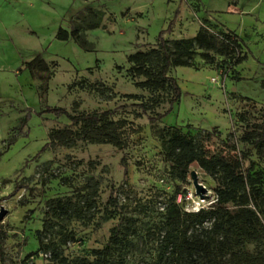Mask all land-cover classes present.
<instances>
[{
  "label": "rangeland",
  "instance_id": "1",
  "mask_svg": "<svg viewBox=\"0 0 264 264\" xmlns=\"http://www.w3.org/2000/svg\"><path fill=\"white\" fill-rule=\"evenodd\" d=\"M203 21L210 32L236 34L246 59L225 72L218 55L172 68L179 101L153 124L145 114L136 116L141 102L154 101L150 115L164 112L169 94L138 87L145 78L128 73L127 57L154 47L160 34L191 38ZM73 27L83 48L55 39L59 28ZM37 55L51 72L46 91L24 67ZM46 107L71 115L109 110L113 120L126 121L118 131L125 146L79 138L52 142V131L78 126ZM263 109L264 0H0V228L7 234L0 264H23L38 247V230L71 264L92 261V250L108 244L114 227L121 232L123 264H185L180 249L164 241L165 214L206 209L227 183L196 163L178 179L162 160L155 129L173 125L211 154L242 158L244 169L251 165V174H262L264 191V154L243 139L247 125L264 120ZM241 189L219 205L236 210ZM56 198L71 199L76 210L53 212L49 200ZM249 207L259 209L253 201ZM212 221L182 217L173 229L176 244L192 235L214 241ZM254 246L248 243L247 251ZM48 257L39 252L24 264H47Z\"/></svg>",
  "mask_w": 264,
  "mask_h": 264
},
{
  "label": "trees",
  "instance_id": "2",
  "mask_svg": "<svg viewBox=\"0 0 264 264\" xmlns=\"http://www.w3.org/2000/svg\"><path fill=\"white\" fill-rule=\"evenodd\" d=\"M205 24L206 21H203L202 26L191 38L168 40L160 34L156 38L154 47L147 51H138L127 57L126 61L130 64L128 73L131 76L145 78L136 83L138 87L151 92L164 91L169 94V107L164 112L150 115L148 113L151 111L154 101L141 102L135 104L140 108V112L136 113V116L140 117L145 114L153 124L169 112L174 103L179 101L181 89L176 78L170 74L172 68L191 67L192 60L196 56L206 62H212V55H218L223 59L217 64L220 68L223 67V72H225L227 68L246 59V55L242 54V42L236 34L223 31L213 33L208 28H204ZM55 39L61 42L72 40L79 47L83 48L84 46L80 32L75 27L70 31L59 28ZM24 67L28 70L31 78L43 81L41 89L46 91V84L51 76L46 61L37 55L26 61ZM223 72L220 73L221 78L224 76ZM128 97L135 98L134 95H128ZM45 110L56 116L65 115L78 126L75 131L63 129L52 131L50 133L52 142L56 139L66 142L79 138L91 142H107L118 148L125 146L118 131L126 125V121L124 119L113 120L109 110L76 115L69 114L62 107H46ZM262 114L264 117V109ZM154 133L162 148V160L178 179L183 180L189 172L190 165L196 163L211 176L219 174L222 182L227 183V189H218L216 201L206 209L201 208L196 212L187 213L168 209L164 220L165 226L169 228L164 234L166 245L180 249L185 264H264V191L259 183L262 174L260 172L251 174V165L250 169H244L242 158L211 154L200 141L196 140L194 135L184 133L176 126L163 125L156 128ZM243 139L253 144L259 152L264 154V120L260 123L247 125ZM48 146L47 142L46 147ZM242 156L246 157L244 154ZM238 186L242 189L238 195L240 201L237 209L231 211L225 206L219 205L223 196H235L234 188ZM245 186L248 187V191ZM250 190H252V194H250ZM250 201L258 205L257 211L249 207ZM92 204L93 202L90 203V205ZM49 205L53 212L57 211L62 214L76 210L75 203L69 198L50 199ZM182 217L199 222L213 220V232L218 238L213 241L204 235H192L183 237L180 243L176 244L173 229L176 228ZM36 234L38 247L24 256L23 264L39 252H49L47 264H71L67 257L62 255L56 244L43 242L41 230L36 231ZM120 234V230L114 227L111 230L108 244L92 250V261L81 260L77 264H123L119 255ZM6 236V231L0 228V256ZM251 242L255 246L254 251L249 253L246 246Z\"/></svg>",
  "mask_w": 264,
  "mask_h": 264
},
{
  "label": "water",
  "instance_id": "3",
  "mask_svg": "<svg viewBox=\"0 0 264 264\" xmlns=\"http://www.w3.org/2000/svg\"><path fill=\"white\" fill-rule=\"evenodd\" d=\"M190 175L193 178V183H194V185L196 187V190L200 191L201 190V185L196 182V179H195V176H194V171H190ZM4 213H5V209L3 207H0V219L2 218Z\"/></svg>",
  "mask_w": 264,
  "mask_h": 264
},
{
  "label": "built area",
  "instance_id": "4",
  "mask_svg": "<svg viewBox=\"0 0 264 264\" xmlns=\"http://www.w3.org/2000/svg\"><path fill=\"white\" fill-rule=\"evenodd\" d=\"M199 210V209H198ZM198 210H196V211H198ZM196 211H194V212H196Z\"/></svg>",
  "mask_w": 264,
  "mask_h": 264
}]
</instances>
